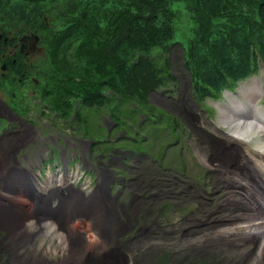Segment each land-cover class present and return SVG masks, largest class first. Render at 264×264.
Wrapping results in <instances>:
<instances>
[{
	"label": "rangeland",
	"instance_id": "1",
	"mask_svg": "<svg viewBox=\"0 0 264 264\" xmlns=\"http://www.w3.org/2000/svg\"><path fill=\"white\" fill-rule=\"evenodd\" d=\"M182 6L181 3L172 5V9L176 13L174 24L176 40L174 42L180 46L184 45L191 27L188 14ZM22 36H26V34ZM20 37L17 39L18 43ZM36 46L37 52L31 53L32 55L29 57V63L32 64L43 58V49L38 43ZM160 54L162 52H157L154 56L158 57ZM162 55L166 59L172 79H168L156 90L148 93L147 106L135 104V106L129 107L130 104L123 103L121 105L117 101L111 100V106L104 108L106 114L110 118L112 117L111 122L117 126V129L130 137V141L121 138L116 145L119 151L127 149L131 151L123 160L135 170L148 169L151 176L155 177L153 182L159 181L163 184V181H166L164 184L167 186V191L162 189L160 192L159 189L153 188L147 193L150 198L146 201L144 208L149 211L152 210V215L147 218L153 222L152 224L148 223L151 233L144 238H139V242L131 248L129 258L126 260L121 256L124 253L113 252L109 253L108 257H104V244L102 238L97 236V233L98 235L102 233L101 227L99 230L97 227L103 219L97 210L98 207H103L99 201L91 198L90 202L94 206L90 207V212L80 210L83 214V226L77 224L72 228L78 229L86 241L95 240L98 251L91 249L82 259L79 253L84 250L87 244L82 243L77 248L69 239V235L61 236V233L59 234L61 223L56 222V220L63 221L59 215L62 207L60 201H56L58 204L53 208L54 212L48 211L50 204L55 202L45 200L49 194L45 195L41 201H36L35 199L40 193L38 188L33 185L35 180L31 176H27L23 181V176L19 175L21 172L11 171L8 175L11 179L5 185L1 184L0 186V216L3 219L16 220L14 230L17 231V234L20 232V235L26 240V242L15 243L13 234H8L11 242L9 252L13 253L11 258L14 262L10 261L13 262L12 264L15 262L27 264L32 260V249L38 248L39 243L42 242L41 236L35 238L36 232L41 233L47 224H51L53 228H49L51 236L47 238V242H42L41 251L52 264H56V262L65 264L62 260L70 257L72 249L78 252L72 257L74 264H164L165 258H167L166 263L168 264H247L241 262L245 250L233 242L237 241L236 238H234L235 240L230 239L226 237L227 235L217 237L216 234L229 231L230 228H238V225L243 222L239 218L240 221L236 220L233 224L229 222L233 217L239 215V201L233 200L246 197V193H248L256 199L254 201H259L257 200L259 196L251 188V186L254 187V176L257 175L258 169L253 159L260 154L257 147L264 137L259 134L256 135L254 131L242 130L240 132L237 129L238 124H227L226 118L232 113L240 114L239 112H241L242 116H254L260 125L264 124V66L259 65L256 74L238 83L235 89L222 92L217 100H205L203 103L200 101L201 104H199L192 100L189 77L182 68L180 47L173 46L169 53ZM161 57L159 56V59ZM160 62L162 63V59ZM28 91H35L36 93L32 96L28 94ZM24 94L29 105H24L26 101L18 94L16 88H0V118L2 116L7 117L9 119L7 120L8 124L12 126L20 127L22 123H25L27 126H33L35 132L39 130L51 134V130H48L51 117L49 110H47L48 104L44 100L39 102L38 83L36 85L30 83ZM3 103H6L9 111L17 117L20 116L21 119L10 116L9 112L2 107ZM234 104L240 108H235ZM34 105H37V109ZM85 108L86 122L82 120V124H79L80 130L85 137L103 139L104 131L97 128L98 119L103 114L97 112L94 107L86 105ZM160 108L174 117L177 116L182 124L174 119L172 121L171 117L166 112L161 111ZM68 114L69 116L62 117L67 120L71 116V113ZM79 114L81 117L83 116V102L79 104ZM56 124L63 126L57 128L65 129V125L61 121H57ZM5 126L4 122L0 121V133L5 130ZM30 138L33 140L35 137ZM239 139H241V143H244H239L242 146L236 142ZM30 142L28 141V145L33 144ZM0 162H2L1 152ZM54 162L57 165L55 170L61 171L60 161ZM69 163V165L65 164L68 171L70 169L71 171L76 170L83 175V179L89 178L84 171L79 170L77 162ZM49 164H52V161ZM9 165H0L1 173L6 176V168ZM46 165L47 162L39 163L38 169L36 168L37 163L31 166L38 171L40 168L45 169ZM158 165L167 172L159 170ZM252 165L254 166L253 169ZM31 166L25 165V168L30 169ZM133 168L131 175L134 171ZM29 173L35 174L33 170ZM261 173L264 174L263 171ZM13 175H17L18 178ZM58 185L62 188L68 187V190L73 189L68 184L66 172L63 173ZM257 185L261 186L260 189L264 191L262 184L257 183ZM190 186L196 187L199 201H189L192 195V190L188 189ZM49 189L46 191L45 187H42L41 191L46 194ZM256 190L259 191V189ZM138 193L134 189L132 199ZM22 197H29L31 201L22 200ZM87 203L88 201L85 203L83 201L84 205ZM38 204L39 206L43 205L42 211L38 210ZM184 204V210L191 208V214L185 215L180 222V214L185 213V211L180 213ZM23 205L26 206V211L19 209ZM84 205L82 207L86 209ZM199 205L203 210L205 209L206 215L210 214L206 221L202 218L205 211H199L197 215H194L199 220L193 223L186 221L195 213ZM64 206L65 209L74 207L71 204ZM249 207L248 213L252 219L251 224H256L252 213L262 209L264 202L260 201L256 209H253L251 205ZM46 211L49 215L48 221H41L42 214ZM63 214L64 211L61 210L62 217ZM26 216H28L29 221H26ZM90 220H94L96 226ZM92 226H95L93 233ZM251 235L255 237V234ZM34 238L35 244L32 247ZM55 240L57 242L52 245ZM209 243H214V246H210L213 250L206 249L209 247ZM55 257H58L57 261H55ZM261 258L263 260L264 255ZM251 259L252 257H250Z\"/></svg>",
	"mask_w": 264,
	"mask_h": 264
},
{
	"label": "trees",
	"instance_id": "2",
	"mask_svg": "<svg viewBox=\"0 0 264 264\" xmlns=\"http://www.w3.org/2000/svg\"><path fill=\"white\" fill-rule=\"evenodd\" d=\"M176 3L191 23L183 46L174 42ZM25 34L43 49L28 69L41 102L67 117L77 99L85 122L86 105L147 106L148 93L172 79L162 54L173 46L195 102L233 90L264 66V0H0V55L3 39ZM1 78L0 88H16Z\"/></svg>",
	"mask_w": 264,
	"mask_h": 264
},
{
	"label": "flooded vegetation",
	"instance_id": "3",
	"mask_svg": "<svg viewBox=\"0 0 264 264\" xmlns=\"http://www.w3.org/2000/svg\"><path fill=\"white\" fill-rule=\"evenodd\" d=\"M3 42L5 45L4 51L0 55V61L2 60L7 67L5 66L3 71L0 70V77H2L3 81H14L17 84L16 89L18 94L25 100L24 93L29 88V84H37V81L28 71L30 68L29 57L32 55L31 53L37 52V46L35 49H32L30 44L25 42L23 52H20L18 41L14 42L12 39L6 41V39H3ZM35 93V91H28V94L32 96ZM147 100L149 101V98ZM25 101L24 105H29L27 104V100ZM39 102H41L40 99ZM5 104L3 103L2 107L9 112L10 116H14L15 118L20 117L9 111ZM79 104V100L75 99L71 116L67 120L61 116V113L56 111L54 105L48 106L47 110H49L51 116L48 130H51V134L39 130L35 132L33 131L35 130L33 126H27L25 123H22L20 127L9 125L7 121L9 119L2 116L0 121L4 122L6 126L5 130L0 133V152L2 154L0 165L10 164L6 170L8 172H21L25 180L27 176L32 175L29 172L35 169L31 166L34 163H37L36 168H38V164L44 162L49 163L52 161L56 166L54 161H60L62 167L65 164L69 165V162H77L79 170L84 171L91 180L92 189L88 194L84 195L73 189L68 190V188H56L55 190L48 191L46 194H39L36 197V201H41L45 195L49 194L48 197H45V200L55 201L49 207L50 212H54L52 208L57 206L58 202L56 201H90L91 198H95L99 201L105 212V216L100 224L102 231L100 236L102 237L101 240L105 249V255L103 256L108 257V254L113 252L124 253L121 256L126 260V258H129L128 255L131 252V248L139 242V238H144L151 233L148 223L152 224L153 222L147 218L152 215V210L149 211L144 208L146 201L150 198L147 193L153 188L159 189L160 192L162 189L167 191V186L164 184L166 181H163V184L159 181L153 182L152 180L155 177L151 176L148 169L141 168L139 171L135 170L128 162L123 160L131 151L129 149L119 151L116 145L121 138L130 141V137L126 133L119 131L115 124L109 122L110 117L103 109H95L97 112L103 114L99 117L97 124V128L104 131L103 139L85 137L79 127V124H82L83 120V116L81 117V114H79ZM34 106L37 109V105ZM161 111L166 112L172 121L174 119L182 124L177 116L174 117L163 109ZM104 115L106 117H103ZM57 121H61L65 125L64 130L57 128L62 126L56 124ZM7 127L9 128L7 129ZM30 137L35 138L32 140ZM28 141H31L33 144L28 145ZM28 149L30 150L28 151ZM25 165L32 168H25ZM132 168L134 171L131 175ZM158 168L161 171L164 170L159 165ZM164 172H167V170H164ZM3 175L4 173H1L0 169V186L4 184ZM134 189L139 193L132 199ZM188 189L192 190L189 201H199L196 187L190 186ZM22 199L31 201L29 197H22ZM184 207L185 204L180 209V213L185 211V213L180 214V222L185 215L191 214V208L184 210ZM199 208H201L200 205L195 213L186 221L193 223L199 220L194 215H197L199 211H205V209L201 208L199 210ZM209 216L210 214L206 215L205 211L202 218L206 221ZM62 220L60 224L62 231H69L70 228L73 229L72 227L77 224L81 227L83 226V214L79 208H68V210L66 208ZM154 227H156V224H154ZM8 234L9 231H6L0 225L1 264H12L10 260H12L11 255L13 253L9 252L11 250L9 248L11 242ZM208 245L209 247L206 249L213 250L210 246H214V243H209ZM197 248L199 247L197 246ZM14 264L18 263L15 262Z\"/></svg>",
	"mask_w": 264,
	"mask_h": 264
},
{
	"label": "bare ground",
	"instance_id": "4",
	"mask_svg": "<svg viewBox=\"0 0 264 264\" xmlns=\"http://www.w3.org/2000/svg\"><path fill=\"white\" fill-rule=\"evenodd\" d=\"M236 106H238V105L234 104V107L235 108H240L239 106L238 107H236ZM239 113L240 114H233L232 113L230 116H228L226 118L227 124H238V128H237L238 131H240V132L242 130L243 131H251V132L254 131V133L256 135L259 134L261 137H264V124L263 125H260L255 120L254 116L245 117V116H242L243 114L241 112H239ZM236 142H238V144L239 143L240 144H244V143H241L240 140H236ZM261 142H260V144L257 147L258 150H259V152H260V154H258L253 159V162H254L255 166L258 169H257V173H256L257 175L254 176V178H255L254 179L255 183H253V186L254 187L251 186V188L253 189V191L256 192V195L259 196V198L257 199L259 201H254L256 199L252 198L248 193H246V197H244V196L242 197L241 196L242 197L241 199H239V200H233V201H239V207H238L239 215L233 217L231 221L229 220V222L230 223L232 222L231 224H233L236 220H239V219L242 220L243 222L241 223V225H238L239 226L238 228H230L229 231L227 230V231H225L223 233L216 234L217 237L219 235H221V236L222 235H227L226 237H228L230 239L236 238L237 241L234 239L235 241H233V242L237 243L241 248H244V250H245L244 254L241 257V262L243 261L244 263H247V264H264V259L262 260V258H261V256L264 255V207L262 209H258V210H256L255 212L252 213V216H253L256 224H251L252 219L249 217V213H248L250 211V207H249L250 205L252 206L253 209H256L257 206H258V203L260 201L264 202V191H262V189H260L261 186L259 187L257 185V183H259V184H262L264 186V174L261 173V171L264 172V139H262ZM240 146H242V145H240ZM253 168H254V166L252 167V169ZM235 169H237V168L235 167ZM14 176L18 178L17 175H14ZM12 180H15V179H12ZM246 187H247V184H246ZM256 189H259V191L256 190ZM259 192H260V195H259ZM70 204H65L64 203V205H70ZM71 205L74 206V204H71ZM83 205L84 204L82 202V204L79 206V209L82 210L83 212H84V210H87V211L90 212V207L91 206H94V205L91 204L90 201H88V203L84 205V206H86V209H84L82 207ZM64 207L65 206H63V209H62L63 211H65V208ZM19 209L22 210V211H26L27 210L25 205H23V207L22 208H19ZM52 210H54V209L52 208ZM48 211H50V208L48 209ZM97 212H100V214L102 216L101 218H103L105 216V212H104V209L103 208L98 207ZM63 216H64V214H63ZM45 217L48 218L49 215L46 214ZM25 219H26V221H29L28 216H26ZM41 221L47 222L48 220L47 219L45 220V219L42 218ZM15 222H16V220H14V219L7 220V219H3L0 216V223L2 224V225L1 224L0 225L6 231H9V235L10 234H13V237L15 239V243H19V242H23V241L26 242V240L24 239V237H22L20 235V232H19V234H17V231L14 230ZM56 222L61 223L58 220H56ZM91 222L93 223V225L96 226V222L94 220H92ZM99 224H101V222L98 223V226H99ZM51 226H52L51 224H47L46 227L41 230V233H39L37 231L35 238L37 236H41L42 237V242L43 241H46L47 242V240H48L47 238H49L51 236V234L49 233V228H53ZM21 230H23V229H21ZM216 232H218V231H216ZM22 234H24V233H22ZM59 234H60V232H59ZM251 234H255L254 235L255 237H253ZM19 235L21 236V238L19 237ZM67 235H69L68 236L69 239L72 241L73 245L75 247H77V248H79L82 243L83 244L84 243L87 244L86 247L84 248V250L81 251V253H79L82 259H83L84 256L87 255V253L89 252V250L93 249L95 251H98V249H96L97 248L96 247L97 246L96 245V241L93 240V239H89V240L86 241L84 239V235L81 234L78 229H75V228L71 229L70 228L69 231H68V233H67ZM61 236H62V234H61ZM97 236H99L100 238H102L100 235H98V233H97ZM35 238L33 240L32 247L35 244ZM27 239H29V237H27ZM42 242L39 243L38 248H33L32 249V255H31L32 256V260L34 262H36V263L42 262V264H52L50 260H48V259H46L44 257V254L41 251ZM55 242H57V241L56 240L53 241L52 245H54ZM237 244H235V245H237ZM69 245L71 247L70 242H69ZM76 252H77L76 250L72 249L70 251V257H68L67 259L62 260V262H64L65 264H74V262H72L73 261V258L72 257L75 256ZM36 254H38V255L36 256ZM250 257H252L251 260H250ZM55 258H56L55 261H57L58 257H55ZM10 261H13V260H10ZM56 263H59V262H56Z\"/></svg>",
	"mask_w": 264,
	"mask_h": 264
},
{
	"label": "clouds",
	"instance_id": "5",
	"mask_svg": "<svg viewBox=\"0 0 264 264\" xmlns=\"http://www.w3.org/2000/svg\"><path fill=\"white\" fill-rule=\"evenodd\" d=\"M53 168V167H52ZM51 167H47L46 166V168L45 169H42V168H40V170H38V171H36V173H37V178H40V179H43L44 180V182H45V180H46V177H48V180L50 181V180H52V181H50V183L51 184H47V183H44V187H45V190L47 191V189H49V191L50 190H52V189H56V188H62V187H60L57 183L60 181H56L55 182V180L53 179V174H54V172L55 171H58L59 173H61V174H63L62 173V171H60V170H53ZM38 169V168H37ZM57 169V168H56ZM21 176H23L22 174H20ZM62 177V176H61ZM87 180H88V183H89V186H90V188H89V190L88 191H84V190H80L78 187H73V190H75V191H77V192H79V193H81V194H84V195H86V194H88L90 191H91V189H92V184H91V180L89 179V178H86ZM23 181H24V176H23ZM57 184V185H56ZM34 186H36L37 188H38V192L40 193V194H43V191H41V188L42 187H40L39 185H37V183L35 182V184H33ZM68 188V187H67ZM45 193V192H44ZM23 200V199H22ZM27 202H29V201H27ZM82 202L83 201H60V203H61V206L63 205L64 206V203L65 204H74V207H69V208H73V209H75V208H79V204H82ZM85 202H87V201H84V203ZM38 207V210L39 211H42L43 210V205H41V206H39V204L37 205ZM68 208V207H67ZM48 215V211H46L42 216H43V219H47V217H45V215ZM59 215L61 216V218H63L62 217V215H61V210H60V213H59ZM99 226H100V224H99ZM98 226V227H99ZM60 228V227H59ZM93 228H95V226H93L92 228H91V230H93Z\"/></svg>",
	"mask_w": 264,
	"mask_h": 264
},
{
	"label": "built area",
	"instance_id": "6",
	"mask_svg": "<svg viewBox=\"0 0 264 264\" xmlns=\"http://www.w3.org/2000/svg\"><path fill=\"white\" fill-rule=\"evenodd\" d=\"M54 174L56 175V177L58 176V178H54L55 182L61 180V176L63 174H58L56 171L54 172ZM67 177H68V184L72 187H78L80 190H84V191H88L90 186L88 183L87 179H83V175L78 172V171H71V169L68 171H66ZM52 181V180H50ZM50 181L48 180V177H46L45 183L47 184H51Z\"/></svg>",
	"mask_w": 264,
	"mask_h": 264
},
{
	"label": "water",
	"instance_id": "7",
	"mask_svg": "<svg viewBox=\"0 0 264 264\" xmlns=\"http://www.w3.org/2000/svg\"><path fill=\"white\" fill-rule=\"evenodd\" d=\"M25 42H28V43L30 44L31 48H32V49H35V47H36V45H37V43H38V37L35 36V35H32V34H30V35H26V36H21L20 39H19V44H20V49H19V51H20V52H23V48H24V46H25V45H24ZM4 69H5V66H4V64H2V65L0 66V70L3 71ZM79 205H81V204H79ZM62 209H63V205H62V207L60 208V210H62Z\"/></svg>",
	"mask_w": 264,
	"mask_h": 264
}]
</instances>
